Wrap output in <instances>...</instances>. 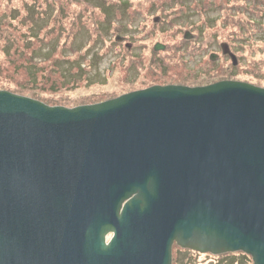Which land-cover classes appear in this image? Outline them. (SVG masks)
<instances>
[{
    "label": "water",
    "instance_id": "water-1",
    "mask_svg": "<svg viewBox=\"0 0 264 264\" xmlns=\"http://www.w3.org/2000/svg\"><path fill=\"white\" fill-rule=\"evenodd\" d=\"M173 244L264 264V88L0 90V264H172Z\"/></svg>",
    "mask_w": 264,
    "mask_h": 264
},
{
    "label": "rangeland",
    "instance_id": "rangeland-1",
    "mask_svg": "<svg viewBox=\"0 0 264 264\" xmlns=\"http://www.w3.org/2000/svg\"><path fill=\"white\" fill-rule=\"evenodd\" d=\"M222 80L264 88V0H0V90L74 108ZM172 250V264H252L239 252Z\"/></svg>",
    "mask_w": 264,
    "mask_h": 264
},
{
    "label": "trees",
    "instance_id": "trees-1",
    "mask_svg": "<svg viewBox=\"0 0 264 264\" xmlns=\"http://www.w3.org/2000/svg\"><path fill=\"white\" fill-rule=\"evenodd\" d=\"M122 3H124V2H122ZM126 4V3H125ZM244 4H246V2L244 1ZM119 7V6H118ZM245 8V7H244ZM242 9V8H241ZM236 10H234V11H231V13L229 14V16H230V18H234V16L235 15H238V14H236V12H235ZM154 22L153 23H157V24H159V23H161V17L160 18H155V20H153ZM127 39H129V41H131V46H130V49H131V47H132V45H137V47H139L138 46V42L136 43L135 42V40H134V37H132V36H130V38H127ZM184 40H187L185 37H184ZM222 47H224L223 45H222ZM153 48H154V45H153ZM154 50H156L155 48H154ZM227 56H230V58H231V61H233V63H234V58H235V55L234 54H232V53H230V51H228L227 50ZM224 55L226 54V53H223ZM210 60V59H209ZM236 60V59H235ZM234 65H236V64H234Z\"/></svg>",
    "mask_w": 264,
    "mask_h": 264
},
{
    "label": "bare ground",
    "instance_id": "bare-ground-1",
    "mask_svg": "<svg viewBox=\"0 0 264 264\" xmlns=\"http://www.w3.org/2000/svg\"><path fill=\"white\" fill-rule=\"evenodd\" d=\"M255 121H257V119H258V117H257V114H256V116H255ZM176 124H178V125H176V126H179V127H181V126H184L185 124H182L181 123V121L179 120V122H175ZM187 124L189 125V127L191 126V121L189 120L188 122H187ZM186 128H188V126H186ZM146 129H148V128H146ZM200 147V146H199ZM237 252H239V253H243V254H245L246 256H249L248 254H246L245 252H243V251H237ZM250 257V256H249Z\"/></svg>",
    "mask_w": 264,
    "mask_h": 264
}]
</instances>
